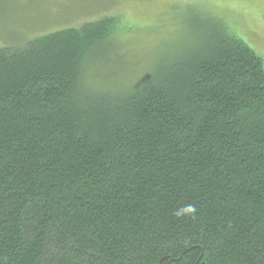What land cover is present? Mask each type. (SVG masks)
I'll list each match as a JSON object with an SVG mask.
<instances>
[{
	"label": "trees",
	"instance_id": "trees-1",
	"mask_svg": "<svg viewBox=\"0 0 264 264\" xmlns=\"http://www.w3.org/2000/svg\"><path fill=\"white\" fill-rule=\"evenodd\" d=\"M116 19L0 47V264H264V58L207 16L110 84Z\"/></svg>",
	"mask_w": 264,
	"mask_h": 264
},
{
	"label": "rangeland",
	"instance_id": "rangeland-1",
	"mask_svg": "<svg viewBox=\"0 0 264 264\" xmlns=\"http://www.w3.org/2000/svg\"><path fill=\"white\" fill-rule=\"evenodd\" d=\"M105 16L117 18L121 30L116 42L127 51L122 64L116 59L108 66L117 73L110 84L128 80L140 64L150 68L193 48L204 35L200 20L207 16L225 20L233 34L264 58V0H0V47H20L38 36ZM108 53L116 58L112 48ZM98 70L92 66L89 79L98 80ZM95 84L108 83L99 79Z\"/></svg>",
	"mask_w": 264,
	"mask_h": 264
},
{
	"label": "clouds",
	"instance_id": "clouds-1",
	"mask_svg": "<svg viewBox=\"0 0 264 264\" xmlns=\"http://www.w3.org/2000/svg\"><path fill=\"white\" fill-rule=\"evenodd\" d=\"M187 211H188V212H194L195 209L192 208V206H188V207H187ZM177 214L179 215V214H182V213L178 212Z\"/></svg>",
	"mask_w": 264,
	"mask_h": 264
}]
</instances>
